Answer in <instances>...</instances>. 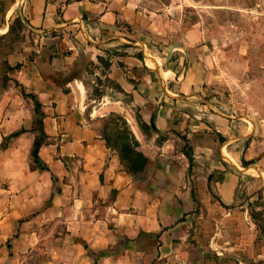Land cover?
Wrapping results in <instances>:
<instances>
[{"label":"crops","instance_id":"1","mask_svg":"<svg viewBox=\"0 0 264 264\" xmlns=\"http://www.w3.org/2000/svg\"><path fill=\"white\" fill-rule=\"evenodd\" d=\"M156 11L153 0H0V264H264V228L231 208L237 168L264 174L259 143L234 147L257 124L210 109L214 52L191 50L196 24ZM145 50L171 51L168 78L139 73ZM105 56L112 87L98 81L95 102L76 70ZM134 106L167 135H144ZM111 114L142 171L125 170L95 127Z\"/></svg>","mask_w":264,"mask_h":264},{"label":"rangeland","instance_id":"2","mask_svg":"<svg viewBox=\"0 0 264 264\" xmlns=\"http://www.w3.org/2000/svg\"><path fill=\"white\" fill-rule=\"evenodd\" d=\"M153 2L154 9L158 10L155 14L163 12L171 20L179 18L186 26L196 24L203 42L191 50L205 45L206 53L214 52L212 62L205 57L207 67H214L218 73L214 83L215 92L211 94L206 92L207 94L203 96L207 103H211L210 109L237 119L238 122L243 121L244 124L249 118L257 124L260 135H249L247 139L236 142L234 144L236 152L244 149L248 142L259 143L264 151V0H153ZM111 52L123 54L122 50ZM135 53H138L142 63L138 66L140 74H145L147 69L154 75L166 70L163 77L170 76L169 69L174 68L175 63L169 64L170 58L166 60L165 50L159 52L147 50L144 59L142 52ZM208 56L210 57V54ZM105 57L99 58L97 62L86 58L76 70L77 73L83 74L84 81L89 86V100L95 102L101 92L98 81H101V85L105 87H112L107 77H103L109 65V58ZM150 63L153 65L151 66ZM95 73H98L102 79L99 80ZM211 83L207 82L209 85ZM141 109L139 106H134L132 116L136 117V123L143 134L167 135V131H158L152 122L149 125L145 124ZM190 111L199 110L190 108ZM202 111L207 113L205 108H202ZM105 119L108 117L97 119L94 123L95 127L99 132H103L102 136L108 139L110 145H114L115 138L123 137L125 134L126 125L115 118ZM127 126L129 128V125ZM133 126L136 128L135 123ZM169 132L171 135H179L175 131ZM223 154L229 163L236 161L233 154L225 151ZM237 169L240 171L237 184L238 199L231 208L241 216L244 214L245 220L254 227L264 228V182L262 181L264 174H261L255 165L244 167L240 165ZM219 177L220 175H217V179ZM217 217L221 218L220 212ZM233 221L236 226L238 222L236 216ZM246 221L242 216L241 223L251 227Z\"/></svg>","mask_w":264,"mask_h":264},{"label":"trees","instance_id":"3","mask_svg":"<svg viewBox=\"0 0 264 264\" xmlns=\"http://www.w3.org/2000/svg\"><path fill=\"white\" fill-rule=\"evenodd\" d=\"M112 118H115L116 120H121L125 123L126 125V132L123 135V137H116L115 138V144L110 145L108 142V139L103 135V132H99L100 135L103 137L105 140V143L107 147L114 149L117 152L119 161L121 165L131 174H135L137 172L142 171L146 164V158L143 156L141 152L138 151V143L135 140L133 133L130 131V129L127 126L126 121L124 118H122L120 115L117 114H111L109 115L108 119L112 120ZM105 119V120H108ZM106 124V122H105ZM152 124V123H151ZM117 135V133L115 134ZM43 136V135H42ZM42 142L41 139H35L34 145H33V150L31 152V157L33 162L38 165V159H37V150L39 145ZM244 164V163H243Z\"/></svg>","mask_w":264,"mask_h":264},{"label":"water","instance_id":"4","mask_svg":"<svg viewBox=\"0 0 264 264\" xmlns=\"http://www.w3.org/2000/svg\"><path fill=\"white\" fill-rule=\"evenodd\" d=\"M170 54H171V51L168 53V55H167V57H166V60H168V59H169V57H170Z\"/></svg>","mask_w":264,"mask_h":264},{"label":"bare ground","instance_id":"5","mask_svg":"<svg viewBox=\"0 0 264 264\" xmlns=\"http://www.w3.org/2000/svg\"><path fill=\"white\" fill-rule=\"evenodd\" d=\"M154 63V62H153ZM150 65H153L152 63H150Z\"/></svg>","mask_w":264,"mask_h":264}]
</instances>
